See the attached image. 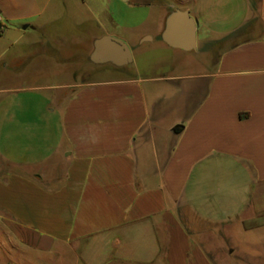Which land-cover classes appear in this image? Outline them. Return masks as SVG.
<instances>
[{"label": "crops", "instance_id": "1", "mask_svg": "<svg viewBox=\"0 0 264 264\" xmlns=\"http://www.w3.org/2000/svg\"><path fill=\"white\" fill-rule=\"evenodd\" d=\"M245 1L249 16L217 40L199 43L195 18L194 51L228 45L193 74L133 64L130 38L83 30L100 22L82 0L58 18L67 27L1 25L0 37H16L0 58L2 83L10 72L29 84L17 88L40 92L37 106L0 110V218L11 240L57 258L65 249L76 264H227L212 245L264 220V0ZM159 2L160 27L136 42L139 54L144 42L179 50L159 36L169 5L189 13L190 0L147 5ZM104 36L126 43L132 62H90Z\"/></svg>", "mask_w": 264, "mask_h": 264}, {"label": "rangeland", "instance_id": "2", "mask_svg": "<svg viewBox=\"0 0 264 264\" xmlns=\"http://www.w3.org/2000/svg\"><path fill=\"white\" fill-rule=\"evenodd\" d=\"M81 0H0V17L3 28L13 25L26 26L28 23L40 25L41 23H53V27H67L66 19L58 18L77 11L76 6ZM88 8L90 14H94L100 23L96 25L92 20L83 26L85 32H96L100 28L114 30L130 38L134 51L133 64L145 67L151 75L159 74H193L202 69L210 68L217 59L224 43L220 46L213 45V48L206 52L202 51L200 45L197 51L182 52L171 50L162 43L144 42L143 54H139L138 48L134 46L139 40L155 35L159 29L160 18L164 13L161 6L167 7V3L159 2L156 5H147L151 0H82ZM161 5V6H160ZM189 15L197 18L200 24L198 39L199 43L214 41L221 37V34L233 30L243 20L249 16V11L245 0H190L187 5ZM5 13L12 17L23 19L18 22L5 20ZM199 26V25H198ZM100 27V28H99ZM57 28V29H58ZM32 33L31 31H28ZM257 34V33H256ZM12 32H7L4 37H0V58L7 49V39H15ZM17 35V34H16ZM33 38L34 35H27ZM21 41V43H23ZM17 48V47H16ZM18 49V48H17ZM14 52L11 50L9 57ZM8 55V54H7ZM5 60L7 56L4 55ZM31 67L28 72H32ZM6 82L2 83L0 78V110L1 106H16V103L27 101L32 106L39 105L38 95L40 92L32 89L17 88L26 87V83L13 82L12 73H6ZM11 79V80H10ZM48 82L30 83V85H49ZM13 87V88H12ZM9 90H5V89ZM7 104V105H6ZM44 104V103H43ZM42 104V106H43ZM175 114L167 116V121H171ZM0 212V217H2ZM0 218V264H76L71 252L61 250V257L53 255L52 252L32 250L28 244L17 243L10 239L8 226ZM231 240L228 244L215 242V252L222 251L226 255L224 262L227 264H264V220L244 221L242 225H234L229 228ZM227 245V246H225ZM233 252H229V248ZM214 251H211L212 259L215 258Z\"/></svg>", "mask_w": 264, "mask_h": 264}, {"label": "water", "instance_id": "3", "mask_svg": "<svg viewBox=\"0 0 264 264\" xmlns=\"http://www.w3.org/2000/svg\"><path fill=\"white\" fill-rule=\"evenodd\" d=\"M172 9L165 18L164 28L159 36L168 47L184 52L194 51L196 48L197 21L185 10H179L170 4ZM25 29L26 26H23ZM93 64L112 63L117 67L132 62L130 48L121 40L104 36L95 40L89 57Z\"/></svg>", "mask_w": 264, "mask_h": 264}, {"label": "built area", "instance_id": "4", "mask_svg": "<svg viewBox=\"0 0 264 264\" xmlns=\"http://www.w3.org/2000/svg\"><path fill=\"white\" fill-rule=\"evenodd\" d=\"M1 22H2V18L0 17V28H1Z\"/></svg>", "mask_w": 264, "mask_h": 264}]
</instances>
